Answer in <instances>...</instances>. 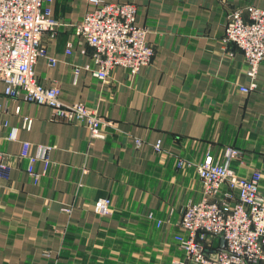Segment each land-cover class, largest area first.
<instances>
[{"label": "crops", "instance_id": "obj_1", "mask_svg": "<svg viewBox=\"0 0 264 264\" xmlns=\"http://www.w3.org/2000/svg\"><path fill=\"white\" fill-rule=\"evenodd\" d=\"M105 1L137 5L136 22L156 49L149 66L135 76L115 67L109 81L92 75L94 49L77 25L93 4L53 0L60 25L44 36L46 55L35 67L42 85L61 88L64 102L83 103L111 122L104 138L47 105L6 96L0 82V154L8 164L0 177V264H194L180 238L188 236L186 205L204 194L195 163L208 153L224 162L235 147L242 154L231 169L264 175V62L256 90L244 93L240 86L253 81L247 60L223 42L229 14L264 8V0ZM24 142L31 155L49 158L48 167L36 163L38 182L22 156ZM180 160L191 164L179 167ZM102 198L111 199L106 214L95 210ZM211 245L223 242L212 237Z\"/></svg>", "mask_w": 264, "mask_h": 264}, {"label": "built area", "instance_id": "obj_2", "mask_svg": "<svg viewBox=\"0 0 264 264\" xmlns=\"http://www.w3.org/2000/svg\"><path fill=\"white\" fill-rule=\"evenodd\" d=\"M89 1L94 9L86 13L77 27L94 49L93 62L98 67L87 66L92 75L109 81L115 67H124L135 76L149 66L156 49L147 40L148 28L136 22L137 5ZM52 3L53 0H0V82L5 85L4 93L47 105L59 119L85 124L92 137L104 138L110 121L83 103L64 102L59 86H44L36 75V64L46 55L44 36L54 35L60 25L52 17ZM223 42L229 48L235 46L241 50L247 60V74L253 81L249 86H240V90L244 93L256 90V78L264 62V8H235L228 16ZM49 60L52 65L57 63L56 58ZM32 121L26 117L25 128H31ZM30 147L29 142L23 143L22 156L28 159L27 170L38 182L41 174L36 170V163L42 160L48 167L50 161L31 155ZM155 148L162 149L161 141ZM241 154L238 148L228 147L224 162L208 153L202 162L195 163L204 194L200 201L187 204L183 212L181 225L188 236L180 238V244L187 262L257 264L264 261V188L261 185L264 175L254 170L250 176L241 177L231 169V162ZM189 164L180 160L178 166ZM7 168L0 154V177ZM110 205L111 199L102 198L95 202V210L106 214ZM212 237L221 238L223 246L213 247Z\"/></svg>", "mask_w": 264, "mask_h": 264}]
</instances>
